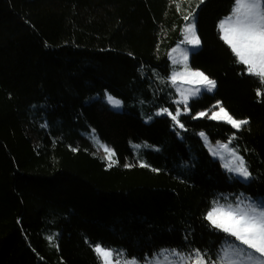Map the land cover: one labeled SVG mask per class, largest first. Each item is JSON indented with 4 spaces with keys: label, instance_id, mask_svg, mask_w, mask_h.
<instances>
[{
    "label": "trees",
    "instance_id": "1",
    "mask_svg": "<svg viewBox=\"0 0 264 264\" xmlns=\"http://www.w3.org/2000/svg\"><path fill=\"white\" fill-rule=\"evenodd\" d=\"M237 2L0 0V264H103L97 245L113 264H195L197 250L203 264L263 260L206 219L264 209V84L219 27ZM194 13L190 61L216 83L204 98L240 129L155 115L177 112L170 52ZM200 132L231 140L255 183L224 170Z\"/></svg>",
    "mask_w": 264,
    "mask_h": 264
},
{
    "label": "snow or ice",
    "instance_id": "2",
    "mask_svg": "<svg viewBox=\"0 0 264 264\" xmlns=\"http://www.w3.org/2000/svg\"><path fill=\"white\" fill-rule=\"evenodd\" d=\"M219 27L222 32V39L229 45L233 54L237 57V62L245 65L246 72L249 75L258 77L260 82L264 84V0H243L235 14V19L233 20V17L226 18L225 21L221 22ZM186 31L190 33V35H186L185 37L186 42L198 45L200 41L195 35L194 27L189 26ZM191 75L198 77L200 83L204 84L209 91L216 86L215 81L209 79L202 72H193ZM257 94H260L259 91ZM108 100L114 106H119L120 104V101L112 97H108ZM164 111L167 110L165 109ZM169 115L172 114L169 113ZM199 115L204 116L206 114L200 113ZM210 118L222 119L236 129H240L242 125L248 123L246 120L234 119L223 107H220L218 112H214ZM172 119L179 123L177 116H172ZM180 127H183V125L181 124ZM203 135L201 133V136ZM221 147L226 150L228 149L227 144ZM230 151L239 163L234 168L227 165L226 167H228L229 171H234L247 178L249 172L244 166L243 157L237 156L235 149H231ZM112 155L114 153H109V159H111ZM109 167H111V164H109ZM206 219L214 227L235 237L242 245H246L248 249H253L256 253L264 256V209H261L258 213L253 209L251 213H248L213 208L207 214ZM94 250L98 254V257L102 258L103 264H111V250L102 248L100 245H97ZM129 264H134V262H129ZM195 264H203V257L199 256L198 250L197 262Z\"/></svg>",
    "mask_w": 264,
    "mask_h": 264
},
{
    "label": "rangeland",
    "instance_id": "3",
    "mask_svg": "<svg viewBox=\"0 0 264 264\" xmlns=\"http://www.w3.org/2000/svg\"><path fill=\"white\" fill-rule=\"evenodd\" d=\"M242 2L243 0H238L236 6L234 7L233 13L232 15H230V17H233V20L235 19V14L238 11L239 5ZM196 18L197 16L195 13L190 15V17L187 19L184 25L182 39L177 43V45L170 52V82L175 87L177 91V95H178L176 97V102L178 103L177 112L170 116L171 117L177 116V120H178V117L183 114H190L194 116L195 118H210L214 112H218L219 108L222 107L220 102L217 99L210 101L206 97L204 98V94L206 92L213 93L215 88L209 91L204 84L200 83L198 77L191 75V73L193 72H202L201 70L195 68L191 64V61H190L191 54L200 47V42L198 45H194V44L187 43L185 40L186 35H190V33L186 31L189 28V26L194 27L195 35L196 37H198L196 33ZM185 56L187 57L186 59H185ZM108 97H112L120 101L119 106H114L112 103H110L108 100ZM102 98L113 109L115 110L123 109L121 100L114 97L109 92H106L102 96ZM177 113H179V115H177ZM200 113H205L206 115L200 116L199 115ZM163 114H169V113H167L164 110H159L158 112L155 113V115H163ZM141 116L146 121H150L153 118V116H148V115H143V114ZM216 120L224 121L222 119H216ZM180 125H181L180 123H177V126L180 129H182ZM201 133H203L204 135L201 136ZM200 136L202 137L203 141L208 146V149L210 150V153L213 156V158L221 164L224 170L229 171L226 165L229 167H233V168L238 165L239 161L232 156L231 151H230L231 149H235L231 140L213 141L210 138V136L205 132H200ZM229 141H231V143H229ZM225 144L228 145L227 150L221 147L222 145H225ZM235 152L237 156H240L236 149H235ZM230 172L234 173L237 177H239L245 182H249L251 184L255 183V179L252 178L250 174L247 178H245L234 171H230ZM217 208H222L225 211L230 210L233 212H243L239 208L232 206V205H224L222 207H217ZM256 212L258 213L259 211H256ZM110 260H111V264H113L112 256ZM236 264H243V263L237 262ZM255 264H264V256H263L262 261L255 263Z\"/></svg>",
    "mask_w": 264,
    "mask_h": 264
}]
</instances>
